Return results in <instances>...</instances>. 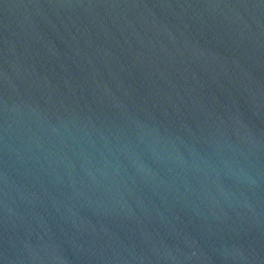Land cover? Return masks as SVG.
Returning a JSON list of instances; mask_svg holds the SVG:
<instances>
[{
	"label": "water",
	"instance_id": "95a60500",
	"mask_svg": "<svg viewBox=\"0 0 264 264\" xmlns=\"http://www.w3.org/2000/svg\"><path fill=\"white\" fill-rule=\"evenodd\" d=\"M0 264H264V0H0Z\"/></svg>",
	"mask_w": 264,
	"mask_h": 264
}]
</instances>
